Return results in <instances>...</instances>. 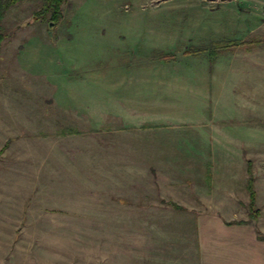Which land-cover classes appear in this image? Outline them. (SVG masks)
I'll use <instances>...</instances> for the list:
<instances>
[{
    "label": "rangeland",
    "instance_id": "1",
    "mask_svg": "<svg viewBox=\"0 0 264 264\" xmlns=\"http://www.w3.org/2000/svg\"><path fill=\"white\" fill-rule=\"evenodd\" d=\"M40 7L0 20V260L217 264L201 215L264 244V0Z\"/></svg>",
    "mask_w": 264,
    "mask_h": 264
},
{
    "label": "crops",
    "instance_id": "2",
    "mask_svg": "<svg viewBox=\"0 0 264 264\" xmlns=\"http://www.w3.org/2000/svg\"><path fill=\"white\" fill-rule=\"evenodd\" d=\"M246 42V41H245ZM244 42V43H245ZM200 224L198 225L200 241L203 245L210 246L207 252L210 254L211 261L217 258V264H264V244L254 242L253 232L246 227L233 226L229 232V242L213 243V239L222 236L225 238L224 227L217 222V218L213 216L201 215L198 217ZM206 221V222H204ZM204 222V223H203ZM211 222V223H208ZM223 232V233H221ZM226 232V231H225ZM252 235V237H251ZM253 238V240H251ZM253 241V242H252ZM8 243V241H7ZM8 247V246H6ZM5 245L2 247V253H5ZM221 253L222 255H216ZM0 264H36L34 261L22 260H0Z\"/></svg>",
    "mask_w": 264,
    "mask_h": 264
},
{
    "label": "trees",
    "instance_id": "3",
    "mask_svg": "<svg viewBox=\"0 0 264 264\" xmlns=\"http://www.w3.org/2000/svg\"><path fill=\"white\" fill-rule=\"evenodd\" d=\"M24 0H0V20L2 19L5 11L12 7L15 4L23 2ZM66 0H41V7L38 12L35 13V17L39 21H44L47 17H49V21L56 25L62 19V5ZM2 37H0V40ZM213 55L214 52H211ZM247 190L251 196L250 204H253L254 201V193L252 189V178L249 179L247 184Z\"/></svg>",
    "mask_w": 264,
    "mask_h": 264
}]
</instances>
